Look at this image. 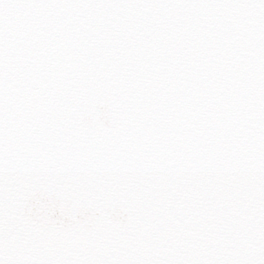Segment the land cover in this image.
<instances>
[{
  "label": "snow or ice",
  "instance_id": "6c2138e0",
  "mask_svg": "<svg viewBox=\"0 0 264 264\" xmlns=\"http://www.w3.org/2000/svg\"><path fill=\"white\" fill-rule=\"evenodd\" d=\"M0 264H264V0H0Z\"/></svg>",
  "mask_w": 264,
  "mask_h": 264
}]
</instances>
